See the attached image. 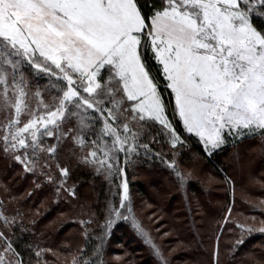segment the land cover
I'll return each mask as SVG.
<instances>
[{
	"label": "snow or ice",
	"instance_id": "6c2138e0",
	"mask_svg": "<svg viewBox=\"0 0 264 264\" xmlns=\"http://www.w3.org/2000/svg\"><path fill=\"white\" fill-rule=\"evenodd\" d=\"M255 16L264 17V0H158L148 13L141 0H0V151L55 182L49 161L66 138L84 164L105 175L123 172L121 160L141 149L148 153L134 131L141 122L159 123L173 148L184 146L146 63L149 51L174 97L172 115L209 155L229 139L264 137V25ZM39 79L47 81V96ZM171 166L183 180L175 161ZM117 219L151 240L136 222L126 179L122 198L106 205L104 234ZM13 223L3 217V227ZM98 235L73 264H100ZM0 241V264H31L5 230ZM152 249L157 264H168Z\"/></svg>",
	"mask_w": 264,
	"mask_h": 264
},
{
	"label": "trees",
	"instance_id": "16d2710c",
	"mask_svg": "<svg viewBox=\"0 0 264 264\" xmlns=\"http://www.w3.org/2000/svg\"><path fill=\"white\" fill-rule=\"evenodd\" d=\"M157 2L158 0H141L143 10L146 13L150 12ZM253 22L258 26H262L264 25V17L255 16ZM145 58L152 74L157 76L159 81L160 92L168 105V117L173 121V126L182 137L186 138V143L182 147L173 148L167 132L159 124L155 123L148 126L141 122L140 126L134 131H138L139 139L149 146L148 153L144 154L143 149H141L135 156H129L126 162L121 160L120 164L122 169L125 167V174L128 177L129 187L133 195L136 190L139 196L152 201V196L145 192L143 183L140 180L142 176L152 175L154 176V185L162 184L164 178L170 181L172 192L167 193L169 194L167 205H169L172 198L177 197V193L181 196L183 194L185 198L189 199L191 189L193 193H198L200 197H206L209 200V187H201L200 184L190 182L182 169L185 162L196 157L201 159L206 163V167L214 172L217 178L224 181L226 185L225 197L221 207L211 210V215L216 221L208 232V238L213 241V251L209 255V264H217V260L220 264L223 251L225 252L223 264H232L235 258L241 256L242 253L255 244H261L258 263L257 261H250L247 264H259V262L264 264V231H261L260 226L256 224L259 222L257 219L263 218L264 220L263 204L260 202V205H251L246 201H237L235 181L229 171V163L226 162V157L230 151L235 155L233 160L238 162L242 146L253 143L258 144L264 140V137L257 134L233 140L229 139L222 148L208 155L197 137L186 133L179 118L172 115L171 106L174 104V97L170 90L166 88V82L162 78V74H158L159 65L152 59V53L147 52ZM46 85V80L39 79L37 82V87L45 96L48 95L47 92H44ZM149 123L151 124V122ZM49 142H52L51 138H49ZM61 145L63 150L59 158H53L49 161L52 167L48 168V171L55 178V182H50L40 169H37L35 173L26 171L18 161L0 151L2 178L5 182L12 178L15 179L18 185L15 189L18 191L17 196L22 195L20 200H16L17 202L12 201L13 203L10 204L3 201L4 199L0 200V213L3 214V216H0V230L7 232L9 238L13 241V246L24 254L26 260H31V264H73V258L78 251H88L90 248L94 249L96 247L100 242L98 234L104 235L100 264H121L120 260L123 255L121 251L126 246L133 253L139 256L144 255L143 262L131 258L127 264H157V257L153 252L152 244L158 246L164 253L159 241L160 237L145 227L138 215L137 201L134 196L132 205L136 222L143 225L151 240H146L126 219L115 220L104 234L106 205L115 203L121 198L120 173L114 171L111 175H105L103 172L96 171L92 166L84 164L81 159L82 150L71 138L62 140ZM173 161L183 174V180L177 179L176 169L171 166ZM262 162L264 163V157ZM230 163L232 164L233 161H230ZM61 167L68 168V176L62 175L60 172ZM85 187H89L91 190L88 195H84ZM232 191H234V197H232ZM73 192L75 195L72 194ZM0 194L3 195L1 192ZM260 196L264 197V194L262 193ZM46 199L48 202L44 203ZM235 205L239 206L238 211L244 215L245 222L241 221L239 216L234 215ZM184 206L187 210V216L185 217H189L191 226L197 234L191 204H185ZM230 207V217L232 218L226 221L225 215ZM57 212H71L72 215L54 229H43V225L53 213ZM4 216H7L10 220L14 219L11 227H3ZM253 217L256 219L251 222ZM238 225L250 227L252 231H243ZM71 230H76L77 234L71 236L67 241H62V236ZM181 233L185 234L186 239L191 236L187 232L180 231L177 232V235L179 236ZM241 239L243 242L237 243ZM222 240H224V244H222ZM57 246L59 248L55 252ZM200 248H203L202 242L199 245L195 244L192 249L198 251ZM217 248L219 249L218 257L214 256ZM37 250L40 251V256L35 255ZM188 252V249L183 251V253ZM167 260L168 264H171L168 258Z\"/></svg>",
	"mask_w": 264,
	"mask_h": 264
},
{
	"label": "rangeland",
	"instance_id": "374dc122",
	"mask_svg": "<svg viewBox=\"0 0 264 264\" xmlns=\"http://www.w3.org/2000/svg\"><path fill=\"white\" fill-rule=\"evenodd\" d=\"M0 119H2V115H0ZM160 126L164 129L162 125ZM200 143L202 144V142ZM224 144L218 149L222 148ZM218 149L214 150L213 152L217 151ZM263 154L264 140L260 141L258 144L253 143L248 146H242L238 162L233 160V156L235 157V155L232 154L231 151L228 153L226 162L229 163V171L233 180L235 181V197L238 202L246 201L251 205H260L261 202L264 208V197L260 196V194H264V163L262 162L264 157ZM230 161H233V163L231 164ZM124 169L125 167L123 168V172H120L121 198L123 180L126 179L128 182V177L125 174ZM182 169L184 175L190 182L200 184L201 187H209V200H207L206 197H200L198 193H193L191 189L189 199L185 198L183 194L181 196V194L177 193V197L175 199L172 198L169 205H167V200L169 198V194L167 193L172 192L169 183L170 181L167 178H164V180H162V184L158 183L157 185H154V176L152 175L140 177L145 192H147L149 196H152V201L147 200L145 197L139 196L136 190L133 195L130 187L129 193L131 199L133 200L134 196L135 200L137 201V212L145 227L151 230L153 234H158L160 237V244L163 247L164 253L171 264H209V255H211L213 251V241L208 238V232L211 229L212 224L216 221V219L211 215V210L213 208L216 209L221 207L225 197L226 185L224 181L219 180L214 172L206 167V163H204V161L197 157L193 158L191 161L185 162V165L182 166ZM189 169L191 170V174L188 171ZM17 186L18 185L13 178L5 182L0 172V192L3 194H0V200L4 199L3 201H5L7 204L13 203L12 201L17 202L16 200H20L22 195L17 196L18 191L15 190ZM186 188L189 190L188 187ZM90 191L91 190L89 187H85L84 195H88ZM232 194V197H234V191H232ZM47 202V199L44 200V203ZM184 203L191 204L193 217L195 219L194 225L197 227V234H195L191 226L189 217H185L187 216V210L185 209ZM31 205H33V203H31ZM238 210L239 206L235 205L234 215L239 216V219L245 222L246 219L244 218V215L240 214ZM230 212L228 211L225 215L226 221L227 219L231 220L232 218L230 217ZM71 215V212L53 213L49 220L43 225V229H54L61 222L68 220ZM255 219L256 218L253 217L251 222H253ZM257 221L259 222L256 224H258L261 229H264L263 218H260L259 220L257 219ZM178 231L187 232L191 236L188 239H186L185 234L183 233L178 236ZM75 234H77V231L71 230L67 234L63 235L61 240L67 241V239ZM200 242H202L203 248H200L198 251L193 250V246L195 244L199 245ZM222 244H224V240H222ZM58 248V246L55 247V252L58 250ZM185 249H188L189 252L183 253ZM260 249L261 244L253 245L246 252L242 253L241 256L235 258L232 264H247L250 261L259 260ZM121 253L123 254L122 259L120 260L121 264H127L131 258H135V260H141L142 262L144 261V255L139 256L136 253H133L127 246L123 248ZM224 254L225 252L223 251L220 264H223ZM0 255H2V253H0ZM259 264L262 263L259 262Z\"/></svg>",
	"mask_w": 264,
	"mask_h": 264
}]
</instances>
